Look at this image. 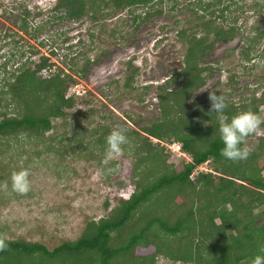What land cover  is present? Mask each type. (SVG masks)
Masks as SVG:
<instances>
[{
	"label": "trees",
	"instance_id": "obj_1",
	"mask_svg": "<svg viewBox=\"0 0 264 264\" xmlns=\"http://www.w3.org/2000/svg\"><path fill=\"white\" fill-rule=\"evenodd\" d=\"M152 1L56 0L52 10L60 13L57 20H78L88 14L94 23L123 11L131 14L132 8L145 7ZM252 7L256 13L264 11V0H256ZM224 10H220L219 18L233 24L234 11L224 15ZM148 16L134 15L131 22H141ZM15 17L20 20V31L28 33L26 10ZM212 24V20L204 19L194 27L197 32L187 27L176 33L184 45V66L179 75L186 82L169 91L173 84L169 79L154 89L159 117L141 128L148 138L126 134L134 135L132 148L138 154L129 174L133 187L128 197L118 198L116 205L97 220H85L77 237L61 240L51 249L22 238L7 239L0 264H155L159 256L181 264H250L256 255H264L260 252L264 248V138L250 150L247 159L234 162L224 158L220 154L223 143L217 115L210 113L208 95L199 101L190 99L211 73L200 64L204 50L211 39L229 35ZM249 29L242 50L246 61L261 44L264 17ZM41 32L38 27L28 34L34 38ZM259 54H264V46ZM260 57L264 67V55ZM89 63L84 59L75 70L69 67L72 74L57 67L46 78L37 74L53 66L47 57L40 56L35 64L24 61L9 71L3 63L0 139L43 140L53 128L52 121L63 118L65 110L74 106L65 91L75 83L74 76L82 77ZM137 72L138 68L128 61L121 86L133 88ZM226 103L225 115L229 118L241 111L257 113V106L264 105V90L247 103ZM2 108H11L12 114L1 112ZM149 137L158 143L172 139L189 160L181 161L176 171L166 162L167 152L158 149V143L153 144ZM205 163L210 171L194 173ZM138 250L142 253L137 254Z\"/></svg>",
	"mask_w": 264,
	"mask_h": 264
},
{
	"label": "rangeland",
	"instance_id": "obj_2",
	"mask_svg": "<svg viewBox=\"0 0 264 264\" xmlns=\"http://www.w3.org/2000/svg\"><path fill=\"white\" fill-rule=\"evenodd\" d=\"M55 1L0 0V67L7 63L5 70L9 71L24 61L35 64L43 56L53 65L37 74L46 78L57 67L72 74L69 67L75 70L84 59L90 62L82 77L74 76L75 83L65 91V97L72 98L74 106L65 110L63 118L52 121L53 128L44 134L43 140L0 139V183H9L7 191L0 189V233L10 240L39 242L48 249L61 240L77 237L85 220L104 216L118 198H126L131 193L129 174L138 155L132 148L134 135L123 146V155L111 160L106 159V137L119 126L125 134L136 133L138 137L148 138L141 128L159 117L154 88L181 67L184 45L176 37L179 29L197 27L204 19L212 20L215 27L239 29L229 41L231 47L225 44L229 47L221 54H217L218 50L210 52L203 62L221 61L226 73L220 79L208 80L203 91L193 95L192 101L201 100L214 84H221L225 90V78L236 72L238 88L228 102L237 106L239 101L257 97L264 89L260 57L264 54H259L264 34L260 46L251 53L252 66L250 62L244 67L247 71L244 76L241 66L245 63L239 54L241 42L250 35L249 27L264 17V11L254 12L252 5L256 0H155L145 7L132 8L131 14L123 11L94 23L88 14L78 20H57L60 13L52 10ZM224 8L227 9L224 15L234 11L233 24H225L219 18ZM23 9L29 15L28 33L38 27L42 31L34 38L20 31V20L15 16ZM144 13L149 14L145 20L131 22L134 15L142 18ZM111 31H114L112 37ZM235 45L239 47H232ZM230 48H236L235 52L225 56L223 53ZM127 60L138 68L131 89L121 86ZM73 62L75 66H71ZM10 109L2 108L1 112L12 114ZM257 115L264 120L263 106L258 107ZM261 138H264V123L260 134L248 136L242 147L251 150ZM149 139L153 144L158 143ZM172 144L177 143L172 139L161 141L157 148L167 152L166 162L179 171L181 161L189 158L181 150L185 156L176 157L168 149ZM21 168L30 171L31 189L27 194L11 189L10 175ZM195 171H210L209 164H202ZM155 264L176 262L159 256Z\"/></svg>",
	"mask_w": 264,
	"mask_h": 264
},
{
	"label": "clouds",
	"instance_id": "obj_3",
	"mask_svg": "<svg viewBox=\"0 0 264 264\" xmlns=\"http://www.w3.org/2000/svg\"><path fill=\"white\" fill-rule=\"evenodd\" d=\"M208 99L211 102L210 113L217 115L218 131L223 143L220 154L234 162L247 159L250 149L246 146L242 147V145L248 136L260 134L261 124L264 123V120L251 110L241 111L229 118L225 115L226 97L221 94L217 95L214 90L208 92ZM127 143L128 137L125 130L119 126L114 127L106 137V159L121 157L124 152L123 146ZM29 177L28 169L21 168L18 171H13L10 175L11 189L19 194H27L31 189ZM0 189L7 191L9 183L7 181L0 183ZM7 239L5 234L0 233V252L7 250ZM260 252L264 253V248H261ZM176 264H181V262L177 261ZM250 264H264V255H256Z\"/></svg>",
	"mask_w": 264,
	"mask_h": 264
},
{
	"label": "flooded vegetation",
	"instance_id": "obj_4",
	"mask_svg": "<svg viewBox=\"0 0 264 264\" xmlns=\"http://www.w3.org/2000/svg\"><path fill=\"white\" fill-rule=\"evenodd\" d=\"M155 1V0H154ZM145 14L146 13H144L143 14V17L145 16ZM149 15V14H148ZM191 28V27H190ZM231 28H234V30H231ZM180 30V29H179ZM222 30H224L225 32H229V35L228 36H223L222 38H214V39H211V41H210V46H209V48L208 49H206V50H204V52H203V54H204V56L203 57H201V59H200V64L202 65V66H205V67H207V68H209L210 70H211V73H210V75L208 76V77H206L205 79H204V82H203V84H202V86H204L205 85V83L208 81V80H210V79H212L213 77H216V78H218L219 77V79L221 78V76H222V74L223 73H226V67L224 68V66H223V64L221 63V61H213V62H211V63H203L204 61H206V57H207V54L209 55L210 54V52H212V51H216V50H218L217 51V54H219V52H220V54L224 51V49H226V48H228L229 46H230V40L231 39H233V37L237 34V31L239 30L238 29V27H226L225 25H223L222 26ZM196 30H195V28L193 27V29L190 31V32H195ZM211 37V36H210ZM181 41V40H180ZM243 41V40H242ZM182 43V42H181ZM225 44H228V45H226V46H224ZM245 44V40L243 41V42H241V45H240V47H239V45H235V46H232V47H236V48H238L239 47V54H240V56H241V58H242V60H243V64L245 65V66H241V68H242V76H244V75H246L245 73H247V71H245L244 69V67H246V63H250L251 62V64H250V67L252 66V62H253V59H251V57H252V55L250 54V56H249V61H246L245 60V58L243 57V55H242V50H243V45ZM264 44V43H263ZM262 46V45H261ZM264 46V45H263ZM263 46H262V48H263ZM224 47V48H223ZM231 47V46H230ZM241 47H242V50H241ZM236 48H230V49H227V52H224L223 54L225 55V56H227L228 55V53H232V52H235V50H236ZM184 50V49H183ZM241 50V51H240ZM214 51V52H215ZM210 58H213V57H210ZM182 60H183V56H182ZM181 60V67L180 68H178V70H177V72L174 74V75H170V76H168L160 85H158L157 87H160V86H162L166 81H168L169 79L170 80H173V84L172 85H170V87H169V91H172V89L174 88V86H178V88L179 87H181V85L183 84V83H185L186 82V78L184 77V76H180L179 75V73H180V71H181V69L183 68V61ZM128 61H130V60H127L125 63H124V65H126V63L128 62ZM130 63H131V65L133 64L131 61H130ZM125 71V70H124ZM238 73L236 72V74H232L231 73V75L230 76H228V77H226L225 78V83H224V85H223V88L225 89V90H222V86H221V84H214V86H213V88L212 89H210L209 91H216V94L217 95H219V94H221V95H223V96H225L226 97V100L228 101L229 100V98H230V96L233 94V93H235L236 91H237V89H236V87H237V85H238V83H237V79H238V75H237ZM231 77V80H229V78ZM134 84V83H133ZM201 86V87H202ZM212 86V85H211ZM201 87H199V88H197V89H195L192 93H191V95H190V99L193 97V94L198 90V89H200ZM227 87H228V89H227ZM242 87V86H241ZM156 88V87H155ZM154 88V89H155ZM178 88H176V89H178ZM235 88V90L233 91V89ZM238 88V87H237ZM175 89V90H176ZM264 90V89H263ZM209 91H207L206 93H204V95H203V97H206L207 95H208V92ZM238 94V93H237ZM236 94V95H237ZM202 97V98H203ZM201 98V99H202ZM252 98V96L250 97V99ZM155 99H157V97H156V95H155ZM249 99V100H250ZM246 101H248V100H241V101H239V104H241V103H244V102H246ZM157 102H158V99H157ZM190 102V101H189ZM237 104V103H236ZM259 106H263L264 107V105L263 104H259L258 106H257V110H258V107ZM257 114V113H256Z\"/></svg>",
	"mask_w": 264,
	"mask_h": 264
},
{
	"label": "built area",
	"instance_id": "obj_5",
	"mask_svg": "<svg viewBox=\"0 0 264 264\" xmlns=\"http://www.w3.org/2000/svg\"><path fill=\"white\" fill-rule=\"evenodd\" d=\"M170 147H172L174 151L173 150L171 151ZM168 149L170 150V152H172V153L174 152L176 154V157L185 156V155H183V153L180 152V147L177 144H172V145L168 146ZM199 171H200V169H199ZM197 172L198 171H194V173H197Z\"/></svg>",
	"mask_w": 264,
	"mask_h": 264
},
{
	"label": "water",
	"instance_id": "obj_6",
	"mask_svg": "<svg viewBox=\"0 0 264 264\" xmlns=\"http://www.w3.org/2000/svg\"><path fill=\"white\" fill-rule=\"evenodd\" d=\"M203 89H204V86H202L200 89H198L194 94L196 95V94L200 93L201 91H203Z\"/></svg>",
	"mask_w": 264,
	"mask_h": 264
}]
</instances>
